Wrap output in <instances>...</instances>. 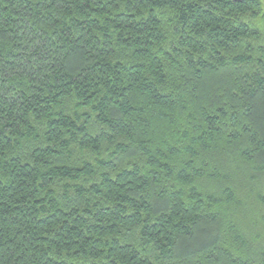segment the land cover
<instances>
[{
  "label": "trees",
  "instance_id": "1",
  "mask_svg": "<svg viewBox=\"0 0 264 264\" xmlns=\"http://www.w3.org/2000/svg\"><path fill=\"white\" fill-rule=\"evenodd\" d=\"M0 264H264L262 0H0Z\"/></svg>",
  "mask_w": 264,
  "mask_h": 264
},
{
  "label": "rangeland",
  "instance_id": "2",
  "mask_svg": "<svg viewBox=\"0 0 264 264\" xmlns=\"http://www.w3.org/2000/svg\"><path fill=\"white\" fill-rule=\"evenodd\" d=\"M262 3H263V5H264V0H262Z\"/></svg>",
  "mask_w": 264,
  "mask_h": 264
}]
</instances>
